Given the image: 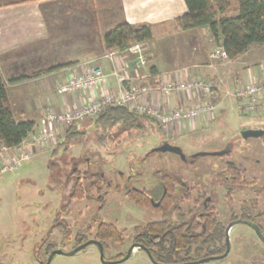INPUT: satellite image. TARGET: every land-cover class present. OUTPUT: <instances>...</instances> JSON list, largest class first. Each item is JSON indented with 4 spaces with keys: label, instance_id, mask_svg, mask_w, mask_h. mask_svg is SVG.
<instances>
[{
    "label": "rangeland",
    "instance_id": "1",
    "mask_svg": "<svg viewBox=\"0 0 264 264\" xmlns=\"http://www.w3.org/2000/svg\"><path fill=\"white\" fill-rule=\"evenodd\" d=\"M197 34L196 41L202 44L200 47L207 48L208 35L212 37L209 28H202ZM169 40L171 44L175 43L174 38ZM189 44L193 45V39ZM153 47L150 42L147 43V58L153 53ZM176 53L171 49V58L185 64L187 61ZM225 62L227 60L212 63L223 66ZM17 93L10 91V99H16L18 104L22 100L32 102L27 90L23 92L26 93L25 97ZM226 103L222 109L216 110L218 118L212 123L211 131L187 133L180 139L172 138L168 133L161 135L157 125L143 121L134 127L128 123L109 130L97 126L85 128L78 138L80 141L65 144L70 129L60 126L56 141L48 148L38 151L18 171L0 175V264H43L50 255L48 245L51 243L56 244L58 250L70 252L80 233L87 234L92 240L99 220L113 223L124 232V246L111 244L105 252L106 260L116 261L138 239V227L161 219L159 215L135 206L125 196L126 189L135 187L151 194L157 192L156 196L160 198L163 189L159 188L157 172L177 175L190 188L195 187L192 192L194 198H197L198 192L207 193L208 202L216 207L220 220L228 226L233 221L234 213L241 215L243 204L250 205L251 201H257V193L252 190L263 191L264 135L246 137L244 132H264V118L255 114L245 115L236 102ZM19 107L24 109L21 105ZM19 107L13 110L15 116L22 115L17 114ZM23 117L32 121V112H23ZM165 143L180 148L186 160L175 153L158 151ZM54 151L56 154L52 155ZM220 152L226 154L198 156ZM231 164L246 169L245 178L248 181L258 174L261 177H256L258 183L255 186L250 185L252 190L234 189L230 207L225 183L218 185L215 182ZM75 169L81 178L85 174L102 173L108 189L100 196L92 191L82 202L75 201L70 207H65L73 186ZM259 201L257 209L261 212L264 210V194ZM182 208L181 215L174 214L172 220H187L195 213L192 203H185ZM258 212L254 209L253 215H258ZM59 214L71 226V242H64L57 228L53 229ZM258 221L264 228V217ZM87 228H92L93 232H86ZM229 235L231 250L228 257L203 264H264V245L252 228L238 224ZM51 264L103 263L98 247L90 245L73 256L57 255ZM121 264L153 263L145 252L137 248L130 259Z\"/></svg>",
    "mask_w": 264,
    "mask_h": 264
},
{
    "label": "crops",
    "instance_id": "2",
    "mask_svg": "<svg viewBox=\"0 0 264 264\" xmlns=\"http://www.w3.org/2000/svg\"><path fill=\"white\" fill-rule=\"evenodd\" d=\"M186 13L184 0H0V73L7 86L12 111L20 105L24 108L17 109V114L22 115L15 118L24 121L23 112H32V121L36 123L32 134H38L44 128L48 106L62 112L97 98L101 94L99 89L60 96L56 88L91 66H101L106 73H110L112 64L104 56L116 52L122 58L123 52L109 50L103 38L122 24L148 26L153 33V40L150 41L154 46L153 53L148 58L146 56L147 66L138 77L132 69V57L128 60L130 69L124 72L129 73L132 84L153 86L156 82L174 81L178 74L200 76L212 82L214 90L221 96L216 110L222 109L228 101L240 106L235 96L239 86L264 78V44L253 45L247 53L233 61L228 59L223 66L215 65L210 54L219 47L210 35L208 47L201 48L202 44L196 41V37L202 28L177 30L175 21ZM170 38H174V44H171ZM190 39H193V45L189 44ZM171 49L187 62L184 64L172 59ZM152 67H155L156 74L151 72ZM124 84L129 85L127 82ZM119 86L120 83L111 78L106 89L114 92ZM26 90L32 96V102L22 100L18 104L16 99H10V91H18V96L25 97L23 92ZM141 101L165 111L200 102L185 94L164 98L156 93L143 97ZM216 118L218 114L215 112L213 119L203 120L195 130L174 127L164 132L156 121L154 124L161 135L168 133L172 138L180 139L187 133L211 131ZM95 122L96 118L87 119L68 129L81 132L85 128H95ZM67 142L66 136L65 144ZM13 152L14 149H7L0 162L8 161ZM35 155L37 153L32 156Z\"/></svg>",
    "mask_w": 264,
    "mask_h": 264
},
{
    "label": "trees",
    "instance_id": "3",
    "mask_svg": "<svg viewBox=\"0 0 264 264\" xmlns=\"http://www.w3.org/2000/svg\"><path fill=\"white\" fill-rule=\"evenodd\" d=\"M184 2L187 13L175 21L177 30L209 28L215 44L226 51L229 60L238 59L253 45L264 44V0H184ZM103 40L109 50L123 52L134 44L152 41L153 33L148 26L122 24L106 33ZM151 72L156 74L155 67L151 68ZM211 98L216 106L221 101L217 90H213ZM146 120L155 122L146 115L140 116L126 108L110 106L100 113L95 124L97 128L109 130L116 126H126L128 123L134 127ZM35 127L34 121H19L15 118L9 105L7 86L0 73V150L17 148L32 134ZM81 135H83L81 132L70 129L67 138L69 142L80 141L78 138ZM55 154L56 151L52 153ZM73 175L74 182L65 207H70L75 201L82 202L92 191H96L100 196L108 189V183L100 172L85 174L81 178L75 169ZM156 176L159 188L163 189L160 198L156 196L157 192L151 194L135 187L125 190V196L131 203L161 217L159 221L138 227L139 237L134 244L141 246L143 252L147 249L158 264H187L225 254L227 225L220 220L216 207L208 202V194L198 192L197 198H194L192 192L196 188H190L179 176L158 173ZM215 183L218 185L225 183L226 199L230 207L233 203L234 189L254 185L245 178V170L235 164L229 165L226 173L219 175ZM185 203H192L195 211L193 216L187 220H172L174 214L181 215L182 205ZM247 204L242 205L240 216H236L235 213L232 215L233 220H249L258 224L257 218H262L264 212L254 216L252 212L254 209L257 210V202ZM259 226L264 234V228ZM54 228H57L64 242L72 241L71 226L62 219L61 214L57 216ZM86 232L92 233L93 230L87 228ZM92 239L100 242L105 252L110 249L111 244L120 247L125 244L124 232L115 224L102 220L98 221ZM89 240L91 239L87 234L80 233L74 248ZM48 247V254L57 249L54 243ZM125 255L119 256L117 260Z\"/></svg>",
    "mask_w": 264,
    "mask_h": 264
},
{
    "label": "built area",
    "instance_id": "4",
    "mask_svg": "<svg viewBox=\"0 0 264 264\" xmlns=\"http://www.w3.org/2000/svg\"><path fill=\"white\" fill-rule=\"evenodd\" d=\"M131 57L134 68L131 67L138 77L141 70L147 65L146 43L130 46L123 51L122 58H119L116 52L104 56V59L112 64L110 73H106L101 66L96 65L60 83L56 88L60 96L94 89L101 90V94L78 108L67 109L62 112L48 106L43 130L38 134H31L25 139L20 146L14 149L13 156L8 161L0 162V175L18 171L23 163L31 159L32 155L48 148L56 141L60 126L71 127L73 124L86 119L96 118L105 108L110 106L126 108L140 116L146 115L154 119L164 132H169L174 127L195 130L203 120L213 119L216 105L211 101L212 92L215 89L212 82L200 76L184 77L182 74H178L174 81L156 82L153 86L132 84V79L128 76L129 73L124 72L130 69L128 60ZM210 59L212 61L228 60V55L223 48H217L210 54ZM111 78L120 83L114 92L106 89ZM125 82L129 85L125 86ZM155 93L164 98L185 94L190 98H197L200 102L171 111L142 103L143 97ZM235 96L240 101V107L245 115L255 114L264 118V78L240 85ZM6 150L5 148L0 150V159Z\"/></svg>",
    "mask_w": 264,
    "mask_h": 264
},
{
    "label": "water",
    "instance_id": "5",
    "mask_svg": "<svg viewBox=\"0 0 264 264\" xmlns=\"http://www.w3.org/2000/svg\"><path fill=\"white\" fill-rule=\"evenodd\" d=\"M264 132H259V131H252V132H244V135L247 137L249 136H254V137H262L264 134ZM158 151H162V152H171V153H175V154H178L180 155V157L185 161V156L182 152V150L178 147H170L168 143H165L161 148L160 150ZM226 152H220V153H202V154H198L199 157H206V156H223L225 155ZM238 224H244V225H247L249 226L250 228L253 229V231L256 233L258 239L263 243L264 245V235L262 233V230L261 228L254 222L252 221H249V220H237L231 224H229L226 228V252L225 254H223L222 256H218V257H212V258H204V259H201V260H198V261H195V262H192V263H187V264H203V263H208V262H211L213 260H223L225 258L228 257V255L230 254V250H231V243H230V235H229V232L230 230L235 226V225H238ZM90 245H96L99 249V252H100V260L103 264H121V263H124L126 262L127 260L130 259V257L132 256L133 252L135 249H142L141 246L137 245V244H133L128 252L126 253V255L120 259V260H116V261H108L105 259V251H104V247L103 245L96 241V240H89L87 242H85L84 244H81L80 246L74 248L72 251L70 252H64L63 250H54L53 252H51V254L49 255L48 257V260L46 261V263H43V264H51L52 260L54 259L55 256L57 255H68V256H73L75 254H77L78 252L86 249L87 247H89ZM144 252L148 255L150 261L153 263V264H158L156 263L153 258H152V255L151 253L147 250V249H144Z\"/></svg>",
    "mask_w": 264,
    "mask_h": 264
},
{
    "label": "flooded vegetation",
    "instance_id": "6",
    "mask_svg": "<svg viewBox=\"0 0 264 264\" xmlns=\"http://www.w3.org/2000/svg\"><path fill=\"white\" fill-rule=\"evenodd\" d=\"M232 165V164H231ZM237 166V165H236ZM239 167V166H238ZM240 169H243L242 167H239ZM243 170H245L246 171V169H243ZM158 173V172H157ZM245 174H246V172H245ZM259 179L260 177H261V175L260 174H258V176H254V178L253 177H251V179H252V181H249V182H251V183H254V185L253 186H255L257 183H258V181H257V178ZM262 187V189H263V191L262 192H260L259 191V189H258V191H253L252 189H251V187H248V188H250V189H248V188H246V187H243V188H241V189H247V191L248 190H252V192L254 193V192H256L257 193V208H259L258 207V205H259V203H260V201H259V199L261 200V196H262V194H264V186H261ZM248 202V201H247ZM251 202H253V201H251ZM247 204V203H246ZM249 204V203H248ZM247 204V205H248ZM257 212H258V209H257ZM262 212H264V210L263 211H261V212H258V213H262ZM252 214H253V212H252ZM264 217V216H263ZM262 217V218H263ZM261 218V217H260ZM260 218H257V222H259L258 220H260ZM240 220V219H239ZM235 221H237V220H233L232 222H230L229 224H231V223H233V222H235ZM255 223V222H254ZM257 224V223H256ZM258 226L260 225L259 223L257 224ZM260 227V226H259ZM255 233V232H254ZM263 233V232H262ZM256 234V233H255ZM264 235V234H263ZM257 236V235H256ZM141 250V249H140Z\"/></svg>",
    "mask_w": 264,
    "mask_h": 264
}]
</instances>
